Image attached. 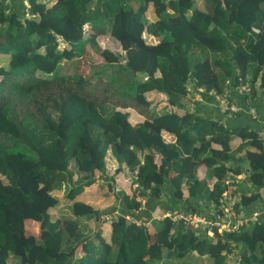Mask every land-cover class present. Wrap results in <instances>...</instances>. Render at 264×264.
Masks as SVG:
<instances>
[{
  "label": "trees",
  "instance_id": "trees-1",
  "mask_svg": "<svg viewBox=\"0 0 264 264\" xmlns=\"http://www.w3.org/2000/svg\"><path fill=\"white\" fill-rule=\"evenodd\" d=\"M49 1L0 0V264H192V251L210 264H264L260 216L211 238L184 218L152 217L154 243L131 216L137 194L155 199L165 183L216 211L225 190L235 212L264 206L262 128L188 107L194 91L209 98L240 84L248 88L234 98L254 104L264 89V0ZM103 31L118 51L98 45ZM92 79L115 86L120 103L86 92ZM158 92L171 109L148 112ZM125 99L142 121L128 120ZM245 169L249 189L237 191L239 181L223 176ZM95 178L110 190L121 182L123 212L107 237L99 228L87 236L85 221L100 209L75 198ZM62 182L71 184L65 198L55 196Z\"/></svg>",
  "mask_w": 264,
  "mask_h": 264
},
{
  "label": "rangeland",
  "instance_id": "rangeland-1",
  "mask_svg": "<svg viewBox=\"0 0 264 264\" xmlns=\"http://www.w3.org/2000/svg\"><path fill=\"white\" fill-rule=\"evenodd\" d=\"M5 1H10L11 3L15 2L17 3H22V7H27V0H5ZM133 0H130L132 2ZM51 2V0L49 1ZM47 2V4H49ZM197 5H201V0H195ZM29 12V11H28ZM96 36V41L100 47H108L109 49L113 51H118V45L117 42L110 36L107 32L103 33H98L95 35ZM84 37H87L86 34L84 33ZM60 47H62V44L59 43ZM59 47V48H60ZM209 58V56H207ZM81 62L78 65V69L83 70L82 73L85 72V68L87 67L88 60L84 59L82 56L79 58ZM79 59L77 61H79ZM65 64V59L61 58L58 61V68L62 67ZM203 70H204V77L206 80L210 78L212 75L210 74V69L206 63H202L200 65ZM97 79H92L88 81V85L86 86V92H92L96 97L97 101L98 100H103L107 99V102L109 103H114V104H119L121 99H119L117 94L115 93V86L112 85H106L103 81L95 82ZM238 91V93H243V91L247 90L246 85H239L238 87H235ZM230 89V91H229ZM232 87L229 88H224L222 92H214L211 94L209 98H206L205 96H202L201 93H197L196 91L193 92L191 95V102L188 105V107L196 110L197 112L201 113L202 115L205 116H212L216 117L218 119H221L224 123H228L226 116V111L223 110V108L227 105L228 99H233L235 94L237 93ZM227 92L230 93V95L227 94ZM126 103H128V106L123 107L120 106V108L123 111L127 112L128 120L131 123H136L140 122L143 119L142 114H146L144 112H141L138 107L133 106L132 103L128 102L127 99ZM132 101V100H131ZM135 103L134 101H132ZM168 105L165 97L163 96L162 93H155L152 96V100L150 101V104L147 106L148 107V112L153 111V109L157 110L156 107H159L158 109H161V107ZM249 106V104H248ZM114 107V106H113ZM119 106H117L118 108ZM123 107V108H122ZM168 108L171 109V107L168 105ZM160 111V110H158ZM251 117V116H250ZM252 118H249V120ZM253 121V120H252ZM246 124V123H245ZM252 124V123H251ZM244 125V124H243ZM246 127H252L253 125H244ZM254 127V126H253ZM262 129L264 127L262 126ZM258 132L263 133L264 130H260ZM166 137V136H165ZM168 137V136H167ZM234 146V145H233ZM222 152H217V158L219 159L222 157ZM249 165V164H248ZM248 169H245L244 172L234 174V173H226V176H223L224 179L230 180H237V191H247L249 189V185L243 184L244 180L249 179L248 177ZM67 182H62L60 185H62L58 190L57 194H55L56 197H66V190L71 186V184L68 185V187H64V185ZM113 188L107 189L104 184H100L99 180L95 178V183H90L88 185H85L83 187V190L80 191L76 199L84 198L87 201H91L94 206L100 209V214L98 219H84L82 222L89 225L90 231H88L86 234L87 236H90L96 229H100V235H103L104 237H107L108 234V226H110L111 220L116 217L117 212H123V210L120 208V204L122 203L120 196L116 197L115 192L120 194V188H121V182L118 181L116 184H112ZM136 186L135 184L132 185V189H134ZM183 187V186H182ZM160 194L161 196L155 197V199H146L145 197H142L140 194H137L136 198L140 200V207L139 209L136 210V214L131 215L133 218L135 217V221L137 223H143L146 227H148V236L150 238V241L148 243H154V238L152 236L151 231H153L151 225H150V219L152 217L155 218H162L163 213H174L176 211L175 202L178 203V207H183L187 205H192V210H187L186 213H184L182 210H179L183 213V215L186 217L184 218L187 223H192L195 227L196 233H205L209 238H211L213 231L208 230L207 227H205L204 221L208 220L211 218L210 216L213 215V212H216L214 209V206H210L208 209L206 205H204V202L201 200L196 201H191L189 200V196L186 193V186L184 185V188L179 190L180 196L178 193L172 192V187L170 184L165 183L161 184L159 186ZM234 193V192H233ZM232 193L225 190L221 194V199L225 198V205L231 206L232 201L234 203L235 199L231 197ZM231 197V198H230ZM257 202V201H256ZM220 202H218L219 204ZM217 204V208L219 207ZM257 206L258 203L254 204V206ZM198 206V207H196ZM199 208V210H198ZM226 208L223 207V211ZM207 209V211H206ZM249 211H240L239 214H233L235 216H239L243 219V222H247L244 227H248L251 225L254 218H257L258 216L264 218V206H261L259 208H248ZM54 211V210H52ZM177 211V212H179ZM51 212V210H50ZM234 212V211H233ZM52 215V214H51ZM124 216L126 218H129L128 212H124ZM173 216V215H172ZM190 216V217H189ZM56 216L52 215V218H55ZM174 217V216H173ZM176 218V217H175ZM200 219V220H196ZM192 221V222H190ZM250 223V224H249ZM204 229H206L204 231ZM217 229V228H216ZM237 229V228H234ZM87 231V230H84ZM217 231H219L217 229ZM221 232V231H220ZM220 234V233H219ZM223 235V234H220ZM75 251H79V247L75 248ZM237 251L236 249H233L232 252ZM232 252H229L226 254L225 260L227 263L230 262V257L232 256ZM186 261H189L192 264H201V263H206L210 264L211 258L208 257L206 254H197L195 251L190 252L187 254V256L184 258ZM180 259H177L176 261H179Z\"/></svg>",
  "mask_w": 264,
  "mask_h": 264
},
{
  "label": "built area",
  "instance_id": "built-area-1",
  "mask_svg": "<svg viewBox=\"0 0 264 264\" xmlns=\"http://www.w3.org/2000/svg\"><path fill=\"white\" fill-rule=\"evenodd\" d=\"M240 109H241L240 106H238L236 104L233 105V104H228V103L223 108V110L226 111V114L228 113V111L229 112H234V111H238ZM245 110L248 112V114L251 116V118H256L257 117V112H256V109L254 107L249 106L248 108L246 107ZM262 130H264V129H262ZM225 201H226L225 198L221 199V197H220V199H219L220 203L218 204L219 207L217 208L219 211L215 210L216 212H213V215L210 216L211 218H209L208 220L204 221L205 227H207L208 230H211V232L213 230L217 231V229H218L219 231H217V232L220 233V234H223L224 231L235 230L234 228H238L239 225H243L244 226L247 223V222H243V219L241 217L233 215L234 213L235 214H239V212H235L234 211L233 201H232V205L231 206L230 205L229 206L225 205L224 204ZM213 206H214V204H213ZM225 206H226V208L223 211V207H225ZM207 208L209 209V206H207ZM206 211H207V209H206ZM164 216H171L172 218L176 217V219L177 218H186L181 211H179V212L174 211V213H172V214L163 213L162 217H164ZM255 219L256 218H254L253 221H249V222H254ZM196 220H200V219H196ZM190 222H192V221H190ZM190 224H192V223H190ZM205 230L206 229H204V231Z\"/></svg>",
  "mask_w": 264,
  "mask_h": 264
},
{
  "label": "crops",
  "instance_id": "crops-1",
  "mask_svg": "<svg viewBox=\"0 0 264 264\" xmlns=\"http://www.w3.org/2000/svg\"><path fill=\"white\" fill-rule=\"evenodd\" d=\"M243 85V84H240ZM229 88L228 86L225 87ZM235 91L237 90L236 88H234ZM230 91V89H229ZM238 93V91H236ZM228 95H230L229 92H227ZM257 99L255 100L254 104H250L249 106L254 107L256 109L257 112V117L256 118H252L249 120L250 115L248 114V112L245 110L246 107L248 108V103L246 102H242L240 100V102H238L237 99L233 98V99H228V104H236L238 106H240V110L234 111V112H229L226 114L227 121L229 122V124H233V125H253L254 127H258V128H262V126L264 127V89L259 91L258 95H257ZM253 120V121H252ZM246 123V124H245ZM252 123V124H251ZM252 126V127H253ZM262 129H258V131H260Z\"/></svg>",
  "mask_w": 264,
  "mask_h": 264
}]
</instances>
